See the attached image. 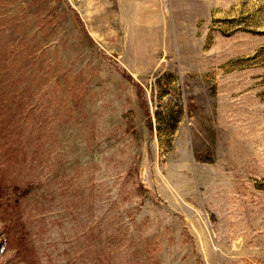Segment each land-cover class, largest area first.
I'll return each instance as SVG.
<instances>
[{
	"label": "rangeland",
	"instance_id": "obj_1",
	"mask_svg": "<svg viewBox=\"0 0 264 264\" xmlns=\"http://www.w3.org/2000/svg\"><path fill=\"white\" fill-rule=\"evenodd\" d=\"M0 264H264V0H0Z\"/></svg>",
	"mask_w": 264,
	"mask_h": 264
}]
</instances>
